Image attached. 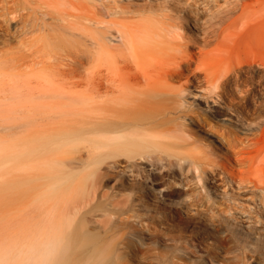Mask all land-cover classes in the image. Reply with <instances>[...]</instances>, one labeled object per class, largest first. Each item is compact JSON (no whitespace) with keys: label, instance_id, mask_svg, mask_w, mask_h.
I'll list each match as a JSON object with an SVG mask.
<instances>
[{"label":"bare ground","instance_id":"obj_1","mask_svg":"<svg viewBox=\"0 0 264 264\" xmlns=\"http://www.w3.org/2000/svg\"><path fill=\"white\" fill-rule=\"evenodd\" d=\"M0 22V264H264V0H0ZM218 196L257 240L222 241Z\"/></svg>","mask_w":264,"mask_h":264},{"label":"rangeland","instance_id":"obj_2","mask_svg":"<svg viewBox=\"0 0 264 264\" xmlns=\"http://www.w3.org/2000/svg\"><path fill=\"white\" fill-rule=\"evenodd\" d=\"M11 34L15 35V33L12 30V26L7 25L5 22L3 23L0 22V49H7L9 47L17 48L19 46V43H20L19 37L16 35L13 36ZM257 45L260 48V44L258 43V41L255 39H252L247 44V46H246V43L241 45L242 52H247V49H248V51H252V54L254 53L256 54L260 50L258 49ZM250 46H252L253 48ZM256 89H258L257 93H260L258 95H260L261 98L262 97L264 98V95H263L264 89L261 85H259V83L256 84ZM202 106L205 107L207 106V104H205L202 101ZM213 139L216 140V142H219L217 137H213ZM217 149L221 151L219 147H217ZM220 153H224V150H222V152H218L219 155ZM221 158L225 160L224 157H221ZM215 201H216L215 213H214L215 216L213 220L214 221L213 226L215 228L217 227L216 229L218 230V232L224 236L222 241L225 244H227L228 246H231L234 249L236 247V246L234 247V245L237 244L239 240L244 241L245 239H253V240L258 239L257 237L254 236L253 233L249 232V230L247 229L240 230V227L236 225L237 221L235 220L236 218L234 217L235 212H231L232 210L230 209V206L232 204L233 205L235 204L231 200L218 196L215 198ZM9 213H10V196H9V192L6 187V184H4L0 188V242L3 241L5 238H7L9 234V226H8ZM134 236L138 237V235H135V234ZM260 240L262 241V243H264V238H261ZM138 241L141 243L140 238L138 239ZM148 244L149 243H144L143 246L146 247ZM184 254L187 257L188 264H202V262L197 261L201 257L200 253L194 254L192 256L190 253L185 252ZM222 259L223 261L218 262L217 264H233L234 263L233 253L228 254L226 257H223ZM206 261L209 264H214L210 257H206Z\"/></svg>","mask_w":264,"mask_h":264}]
</instances>
